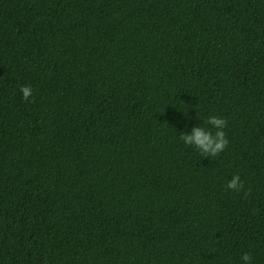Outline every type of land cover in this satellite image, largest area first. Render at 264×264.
Returning a JSON list of instances; mask_svg holds the SVG:
<instances>
[{
	"label": "trees",
	"instance_id": "obj_1",
	"mask_svg": "<svg viewBox=\"0 0 264 264\" xmlns=\"http://www.w3.org/2000/svg\"><path fill=\"white\" fill-rule=\"evenodd\" d=\"M213 115L216 156L180 139ZM249 253L264 264V0H0V264Z\"/></svg>",
	"mask_w": 264,
	"mask_h": 264
},
{
	"label": "clouds",
	"instance_id": "obj_2",
	"mask_svg": "<svg viewBox=\"0 0 264 264\" xmlns=\"http://www.w3.org/2000/svg\"><path fill=\"white\" fill-rule=\"evenodd\" d=\"M20 92L25 100H28L32 95L30 86L22 87ZM206 124L210 127H194L190 133L181 134L180 139L185 145L194 147L200 153L216 156L228 145L224 132L226 121L222 117L213 115L208 117ZM226 187L238 193L243 189L244 185L240 180V176L234 175ZM251 260V254H245L242 257V264H251Z\"/></svg>",
	"mask_w": 264,
	"mask_h": 264
}]
</instances>
